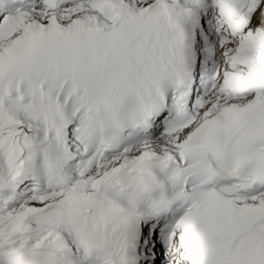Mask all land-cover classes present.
Returning a JSON list of instances; mask_svg holds the SVG:
<instances>
[{
  "label": "snow or ice",
  "instance_id": "obj_1",
  "mask_svg": "<svg viewBox=\"0 0 264 264\" xmlns=\"http://www.w3.org/2000/svg\"><path fill=\"white\" fill-rule=\"evenodd\" d=\"M0 264H264V0H0Z\"/></svg>",
  "mask_w": 264,
  "mask_h": 264
}]
</instances>
